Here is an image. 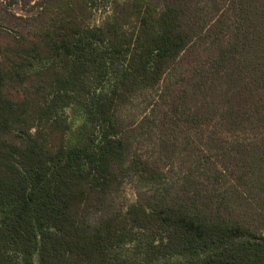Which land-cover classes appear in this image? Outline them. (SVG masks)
Segmentation results:
<instances>
[{"label": "trees", "instance_id": "obj_1", "mask_svg": "<svg viewBox=\"0 0 264 264\" xmlns=\"http://www.w3.org/2000/svg\"><path fill=\"white\" fill-rule=\"evenodd\" d=\"M4 1L0 264H264V0Z\"/></svg>", "mask_w": 264, "mask_h": 264}, {"label": "rangeland", "instance_id": "obj_2", "mask_svg": "<svg viewBox=\"0 0 264 264\" xmlns=\"http://www.w3.org/2000/svg\"><path fill=\"white\" fill-rule=\"evenodd\" d=\"M113 1H119V2H124L126 0H96L94 1L92 4V6L94 7L93 13L91 15V20H90V25H98L100 24L108 15L110 12V6L111 3ZM35 1H32L29 6H32L34 4ZM22 6H11L8 7V2L7 1H2L0 0V23L3 24V26H5L6 28H10L9 27V19H10V13L11 14H15L17 17H26L27 12L21 10ZM9 14H7V13ZM21 24H23L22 26H20V28H18L17 30H27V28H24L25 23L19 21ZM143 106L144 104H140L138 106L137 109L134 110L133 114H132V118L135 120H140L143 118ZM68 116H70L71 112L70 110L67 111ZM124 202H132L136 199V190L133 186V184L128 183L126 184L124 191H123V197H122Z\"/></svg>", "mask_w": 264, "mask_h": 264}]
</instances>
